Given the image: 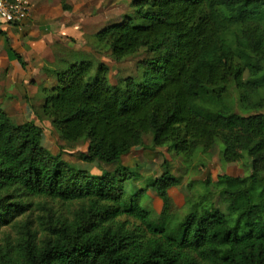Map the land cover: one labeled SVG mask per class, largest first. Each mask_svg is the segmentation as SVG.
I'll list each match as a JSON object with an SVG mask.
<instances>
[{"label": "trees", "instance_id": "1", "mask_svg": "<svg viewBox=\"0 0 264 264\" xmlns=\"http://www.w3.org/2000/svg\"><path fill=\"white\" fill-rule=\"evenodd\" d=\"M132 8L94 38L116 62L154 54L143 76L115 86L105 63L74 62L19 107L40 111L63 141L85 142L78 158L101 162L102 173L54 155L42 121L14 122L0 105V264H264V0H133ZM218 142L222 165L247 155L250 175L176 176L188 171L177 156L189 165L200 151L198 166ZM166 145L161 174L128 190L141 175L123 158ZM185 180L207 193L182 218L141 206L148 192L168 201Z\"/></svg>", "mask_w": 264, "mask_h": 264}, {"label": "rangeland", "instance_id": "2", "mask_svg": "<svg viewBox=\"0 0 264 264\" xmlns=\"http://www.w3.org/2000/svg\"><path fill=\"white\" fill-rule=\"evenodd\" d=\"M60 3L63 6V15H64V25L63 31L61 32V35L58 37L60 40L57 42L58 46L60 47L59 50L61 52H64L63 56L58 53V56L60 58L57 59L55 57V52L52 50L50 39H45L44 43H47L49 45H44V49L40 55L42 58V65L37 66L34 61L30 59H26L27 66L31 72L34 73L33 78L36 80L42 79L43 82H45V86L51 89L55 85L54 78V71L57 69H65L68 68V66L71 63L74 62H80V61H88L95 64L99 63H105L109 67V82L112 85H120L121 79H124L128 76L134 75L143 76V68L144 63L143 59L151 58L154 56V54L147 52L146 50L142 49L139 53L134 54L130 56L125 61L123 60L121 63L116 62L115 60H112L110 57L109 49L107 47H103L99 45L95 38L94 34L102 29L103 27L109 25L110 23L115 22H121L125 16H134V11L132 8V1L133 0H59ZM61 8V5H60ZM136 21V20H135ZM137 22V21H136ZM2 25V24H0ZM0 29L3 31V28L0 27ZM5 32V31H4ZM6 33V32H5ZM1 35V34H0ZM6 35V34H5ZM2 35V36H5ZM32 44H36L34 41ZM38 45V44H37ZM15 50H17L14 46H12ZM34 87H37L38 82L30 83ZM43 87L42 89L47 90L48 88ZM32 90L36 91L35 88H31ZM36 94L32 93V97H35ZM39 97H36L32 99L33 103H37ZM25 103L22 101L20 103H16L18 107L23 106ZM11 116L12 120L17 123H25L28 121L34 122V123H41V125L44 128H47V131L44 134V145L45 147L54 155H63V159L71 164H74L76 166H81L82 168H89L99 173H102L104 170L96 169L101 165V162H95L91 165L86 164L85 162H81V160L78 158V155L81 153H84L87 148V144L83 141L75 142V143H68L61 139L59 134L55 132L50 125L49 122L41 120L39 118L40 111H33L31 109L26 110V113L23 114L20 112L19 108L14 105H9L6 103L0 104ZM50 131V133H48ZM146 143H151V136L146 138ZM169 148H171L170 145H166L164 148L156 149L154 152L157 154L160 161H163L164 158H169L170 156L168 154ZM149 151V150H148ZM199 151V150H197ZM223 151V145L221 142H218L215 149L213 151H210L208 154H199L200 156V163L198 166H194L198 163V153L194 156L192 163L187 165L186 159L187 157L184 155L177 156L178 162L186 167L188 169L187 173L184 172L183 169H177L175 171L176 176H183L185 179L192 178V179H204L208 176H211L212 178H216L218 169L226 170V167H224L221 163V152ZM150 152H153L150 151ZM171 153H173V150L171 149ZM142 161V160H141ZM175 162L173 167L175 170V165L178 163ZM125 163V162H124ZM191 164H194L193 167H191ZM251 165H252V159L245 155L244 158L240 161V164H237L236 171L239 172L242 176H248L251 173ZM172 167V168H173ZM190 167V168H188ZM197 169H199V173L194 174ZM217 171V172H216ZM96 173V174H99ZM157 174V173H154ZM161 174V173H160ZM160 174H157L156 176H159ZM154 179L153 176H148L145 178ZM207 180V179H204ZM142 180L138 179L136 181H133L130 183L127 187L128 190L133 189L132 191H137L138 188L134 189L137 184L141 183ZM145 185V181H142V185ZM183 185L186 187V180L183 182ZM200 185L205 192L206 188L201 183H195L194 186ZM179 188V187H178ZM178 188H176L172 195L173 197H170V200L164 203V206L160 209L161 213L163 214H169L168 209L171 210L177 209V203L179 205V210L177 216L179 218H182L189 210V207L186 205H182L179 200L182 199V197H179ZM187 189V187H186ZM191 190V189H190ZM188 191V194L191 195L192 191ZM129 193V194H134ZM193 199L199 198L200 196H196V192L192 194ZM203 195V194H202ZM148 197L145 196L142 201V207L149 208V206L146 205V199ZM218 199V198H217ZM177 202V203H176ZM223 207V205H221ZM188 208V210H187ZM224 212H227L226 207L224 206ZM172 215V214H170Z\"/></svg>", "mask_w": 264, "mask_h": 264}, {"label": "crops", "instance_id": "3", "mask_svg": "<svg viewBox=\"0 0 264 264\" xmlns=\"http://www.w3.org/2000/svg\"><path fill=\"white\" fill-rule=\"evenodd\" d=\"M31 2L32 6L30 7V12L21 23L14 25H0L2 29L5 28L3 31L6 32L5 36L0 35V104L6 103L18 107L16 103L22 101L26 103L24 95H32V93L35 92L31 88L36 85L33 86L30 83L42 81V79L36 80L33 78L34 73L29 70L28 66L23 68V66L19 64L12 53V46H14L23 56L26 64V59H33L32 61H34L37 66L43 64L40 55L44 49V45H49L48 42L44 43L45 39L52 40L51 47L55 52V57L57 59L60 60L58 53L62 56L64 54V52L59 50L60 47H57V42L60 40L58 37L63 31L62 25H64L62 4L59 0H31ZM34 41L36 44H32ZM122 162H126L128 167H131L132 170L139 173L141 175L139 179L142 181H145V178L148 176H153L155 178L157 177V174L161 173L159 166L162 161L159 160L154 151L150 152L148 150L136 149L134 152L126 155ZM96 169L104 170L102 164ZM236 169V164H230L226 167V171L233 175L239 173ZM220 170L221 169H218V171ZM92 173L96 174L99 172L94 169L92 170ZM142 181L137 184L134 189L140 187ZM186 187L182 183L179 186L171 188L169 190L170 197H173L172 192L178 188L180 194L179 197H182L179 202L182 205L190 207L193 203L198 201L201 196L207 193L202 187H200V185L189 188L186 183ZM189 190L192 191V194L196 192V196H201L193 199V195L188 194ZM147 196L146 205L156 213H161L160 209L164 206L165 201H161L156 197V199L153 198L150 192H148ZM178 210L179 205L177 203V209L173 208L171 210L169 208L168 213L177 215Z\"/></svg>", "mask_w": 264, "mask_h": 264}, {"label": "built area", "instance_id": "4", "mask_svg": "<svg viewBox=\"0 0 264 264\" xmlns=\"http://www.w3.org/2000/svg\"><path fill=\"white\" fill-rule=\"evenodd\" d=\"M29 12V0H0V22L2 25L21 23Z\"/></svg>", "mask_w": 264, "mask_h": 264}]
</instances>
